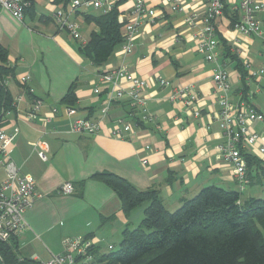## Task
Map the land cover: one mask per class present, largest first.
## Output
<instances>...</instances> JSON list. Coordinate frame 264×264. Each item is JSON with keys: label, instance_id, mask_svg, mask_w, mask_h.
Here are the masks:
<instances>
[{"label": "crops", "instance_id": "obj_1", "mask_svg": "<svg viewBox=\"0 0 264 264\" xmlns=\"http://www.w3.org/2000/svg\"><path fill=\"white\" fill-rule=\"evenodd\" d=\"M117 1L119 13L129 20L134 0ZM177 1L183 7L180 11H171L165 0H145L163 15L140 23L131 34V50L124 51L122 41L99 66L81 53L80 46L98 32L85 14L100 10H73L70 17L80 23V40H76L46 18L60 6L52 0H34L33 16L28 14L24 20L0 7V44L7 49V66L12 68L0 87V127L16 132L11 157L22 173L33 177L34 189L40 194L24 213L25 229L15 240L19 256L36 264L45 262L62 252L64 239L78 236L93 240L98 256L106 253L108 244L114 248L119 244L124 228L138 225L144 205L125 214L113 188L94 177L99 172L122 177L140 190L156 189L168 210L209 185L236 190L241 199L262 196L264 178L257 169L264 170V153L257 146L247 157L254 178L244 189L217 155L215 146L223 137L216 120L212 76L216 67L226 70L232 99L243 96L264 114V72L249 77L242 76L240 69L247 60L253 68L264 70V9L258 13L261 35L246 36L233 29L231 8L237 0H224V13L214 21L218 59L208 62L196 48L208 0ZM62 9H69V0ZM118 67L145 81L141 96L151 122L135 125L127 116L131 107L127 98L111 101L106 114L100 113L109 96L100 76ZM26 75L29 78L21 83L20 77ZM163 79L167 85L160 84ZM188 85L198 94L197 116L181 99L169 98L175 89ZM69 90L77 115L97 121V133L70 131L72 117L63 102ZM36 100L40 101L37 108ZM31 110L36 113L34 119L27 117ZM119 119L132 126L123 139L110 136ZM262 127L253 124L257 132ZM37 140L49 145L45 161L32 149ZM260 142L264 144V135ZM3 177L0 170V182ZM65 182L73 185L72 193L58 191Z\"/></svg>", "mask_w": 264, "mask_h": 264}, {"label": "built area", "instance_id": "obj_2", "mask_svg": "<svg viewBox=\"0 0 264 264\" xmlns=\"http://www.w3.org/2000/svg\"><path fill=\"white\" fill-rule=\"evenodd\" d=\"M117 0H69V9L63 10L62 7H56L51 13L52 23L58 29L67 30L70 35L80 40L78 20L71 18L70 14L78 7H92L101 12H107L112 9ZM171 11H180L183 9L177 0H165ZM28 5L27 0H0V7L7 9L12 16L18 20L24 19V9ZM224 0H208L204 15L202 17L203 26L196 39V48L204 60L216 62L218 59L215 19L221 17L224 13ZM232 13H235L233 20V29L242 35H261V23L258 13L264 9V4L258 0H237L232 3ZM130 19L125 20L121 13L117 14V21L122 24V35L124 36L123 50H131V34L145 20L152 21L154 16H162L161 11L148 7L145 0H134ZM191 22V21H189ZM244 69L247 76H260L264 70L255 69L249 61H244ZM29 76L20 77L19 81L25 83ZM101 81L109 93L108 104L100 110L102 115L106 114L108 105L113 100L127 98L131 105L127 116L136 123L147 124L152 121L146 107L141 92L146 83L128 72L124 67H118L105 72L100 76ZM212 79L215 86V99L218 104L216 120L222 133L223 140L215 147L218 157L228 164L233 172L235 182L240 189H244L249 184V178L246 174V160L244 154H249L257 146L260 153H264V144L260 139L264 135V114L253 107L242 97L234 101L231 96V83L228 79L227 71L222 68H214ZM122 84H125L124 88ZM161 85H167L168 81L160 80ZM100 91V87L94 90ZM264 93V91H263ZM170 100L181 99L184 104L193 108L194 115L199 114L196 108L198 94L191 85L175 89L169 96ZM40 101L36 100L34 107L37 108ZM66 111L72 117L70 131L77 134H95L99 131L97 121L88 117H79L78 111L72 106H66ZM27 117L34 119L36 113L34 110L28 112ZM261 123L262 129L257 132L253 124ZM139 125V124H138ZM131 123L124 119L116 120V124L110 130V136L114 138H125V134L131 131ZM16 132H6L0 127V170L4 172V177L0 182V241L9 242L18 237L25 229L24 213L32 207L38 194L34 187L35 182L31 175L22 173L19 167L14 163L11 157V144L14 141ZM148 148V146H146ZM32 149L37 156L45 161L49 145L45 140H37L32 143ZM145 164L146 159L142 160ZM74 190L70 182L63 183L58 191L63 194H70ZM62 252L51 255V257L38 264H105V262H96V253L94 251V242L87 237H73L64 239ZM114 249L112 244L106 246L107 251ZM106 251V252H107Z\"/></svg>", "mask_w": 264, "mask_h": 264}, {"label": "trees", "instance_id": "obj_3", "mask_svg": "<svg viewBox=\"0 0 264 264\" xmlns=\"http://www.w3.org/2000/svg\"><path fill=\"white\" fill-rule=\"evenodd\" d=\"M24 19L33 16L34 0H27ZM65 8L68 0H52ZM118 1L111 10L98 14L86 13L98 27L88 43L80 46L81 53L94 65H102L115 45L124 40L122 24L117 21ZM224 10V8H223ZM52 22L51 14L46 16ZM23 19V20H24ZM234 20V16L231 15ZM7 49L0 44V87L4 76L12 72L7 66ZM241 69L242 76L247 73ZM243 69V70H242ZM1 89V88H0ZM72 91L64 96L67 106H74ZM0 112V119H1ZM142 125V123H138ZM248 154L246 174L249 171ZM253 160V159H252ZM264 178V170L257 169ZM261 176V177H262ZM94 177L110 185L116 193L121 210L128 214L144 205L143 217L134 228H124L119 244L97 256L105 264H264V191L260 197L241 199L236 190L215 185L202 187L194 196L168 210L156 189H137L126 179L110 172ZM0 264H36L17 253L15 239L0 241Z\"/></svg>", "mask_w": 264, "mask_h": 264}]
</instances>
